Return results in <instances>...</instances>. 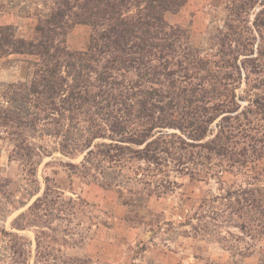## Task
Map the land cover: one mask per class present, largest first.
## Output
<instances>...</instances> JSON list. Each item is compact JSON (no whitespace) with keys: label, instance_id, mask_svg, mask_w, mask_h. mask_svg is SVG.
Returning a JSON list of instances; mask_svg holds the SVG:
<instances>
[{"label":"trees","instance_id":"16d2710c","mask_svg":"<svg viewBox=\"0 0 264 264\" xmlns=\"http://www.w3.org/2000/svg\"><path fill=\"white\" fill-rule=\"evenodd\" d=\"M20 1L0 0V12ZM187 1L54 0L30 39L0 24V59L20 56L28 68L23 80L0 82V142L28 197L40 191L37 167L55 153L79 159L62 163L70 175L136 202L182 179L214 182L179 227L215 240L225 264H264V0H229L205 51L166 21ZM74 26L90 29L84 50L65 45ZM43 185L10 226L34 230L32 264H56L54 250L82 239L79 205L53 179ZM222 228L238 233L218 235ZM2 235L17 239L11 262L29 264L22 238Z\"/></svg>","mask_w":264,"mask_h":264},{"label":"rangeland","instance_id":"374dc122","mask_svg":"<svg viewBox=\"0 0 264 264\" xmlns=\"http://www.w3.org/2000/svg\"><path fill=\"white\" fill-rule=\"evenodd\" d=\"M53 1L21 0L8 5L0 12V24L10 25L19 37L30 39L37 19L49 15ZM228 1L188 0L178 13L167 15L166 21L185 29L190 35V42L205 51L209 49L213 33L224 25ZM252 18L253 14L250 13L245 19L251 21ZM89 34L88 27L74 26L65 37V45L71 50H84ZM27 74L24 58L11 56L0 59V82H17ZM8 148L0 142V264H13L8 247L17 240L2 235L3 231L17 233L22 238L17 242L30 255L29 264H32L34 230L14 231L10 225L12 219L41 194L46 176L55 181L65 199H72L79 205L75 223L81 226L82 239L72 245L69 237L62 253H55L54 250L56 264H225L229 261V254L215 240L194 238L188 227L178 225L195 210L196 195L207 188L215 191L217 185L214 182L202 185L182 179L178 181L182 186L171 193L159 199L143 198L136 202L125 192L104 189L70 175L62 163H77L79 159L70 161L55 153L43 158L37 167L36 179L40 191L28 197L21 190L24 181L18 165L7 159ZM190 198L193 200L188 201ZM226 230L215 229L222 236L226 235ZM228 231L238 233L236 229ZM51 235L61 237L59 233ZM216 235L211 234L212 238ZM72 239L76 241V238ZM255 260L254 257L248 258L243 263L254 264Z\"/></svg>","mask_w":264,"mask_h":264}]
</instances>
